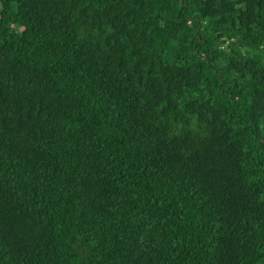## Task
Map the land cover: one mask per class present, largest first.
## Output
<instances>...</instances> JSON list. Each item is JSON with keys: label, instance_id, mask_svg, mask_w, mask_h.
Returning a JSON list of instances; mask_svg holds the SVG:
<instances>
[{"label": "trees", "instance_id": "16d2710c", "mask_svg": "<svg viewBox=\"0 0 264 264\" xmlns=\"http://www.w3.org/2000/svg\"><path fill=\"white\" fill-rule=\"evenodd\" d=\"M0 264H264V0H0Z\"/></svg>", "mask_w": 264, "mask_h": 264}, {"label": "bare ground", "instance_id": "6f19581e", "mask_svg": "<svg viewBox=\"0 0 264 264\" xmlns=\"http://www.w3.org/2000/svg\"><path fill=\"white\" fill-rule=\"evenodd\" d=\"M70 6V5H69ZM230 13V12H229ZM26 26V25H25ZM141 27V26H140ZM131 28V27H130ZM152 28V27H151ZM47 32V31H46ZM134 32V31H133ZM149 32V31H148ZM149 34V33H148ZM16 35V34H15ZM70 35V34H69ZM41 36V35H40ZM257 36V35H256ZM255 36V37H256ZM39 37V36H38ZM114 37V36H113ZM119 39V38H118ZM18 42V41H17ZM150 49V48H149ZM132 50V49H131ZM82 51V50H81ZM158 51H159V49H158ZM155 52V51H154ZM149 56V55H148ZM104 62V61H103ZM60 64V63H59ZM125 73V72H124ZM115 74V73H114ZM134 75V74H133ZM204 75V74H203ZM126 77V76H125ZM140 77V76H139ZM202 77V76H201ZM145 78V77H144ZM198 78V77H197ZM129 82V81H128ZM204 84H206V83H204ZM126 85V84H125ZM142 87V86H141ZM120 89V88H119ZM144 92V91H143ZM215 97V96H214ZM228 100V99H227ZM205 103V102H204ZM209 104V103H208ZM216 104V103H215ZM205 105V104H204ZM223 108V107H222ZM185 111V110H184ZM183 112V111H182ZM59 114V113H58ZM186 114V113H185ZM242 115V114H241ZM169 123V122H168ZM253 126H254V124H253ZM177 127V126H176ZM154 140V139H153ZM182 143V142H181ZM240 152V151H239ZM185 157V156H184ZM191 165V164H190ZM156 169V168H155ZM211 169V168H210ZM207 172V171H206ZM190 178V177H189ZM128 195V194H127ZM169 201V200H168ZM167 209V208H166ZM244 222V221H243ZM221 236V235H220ZM250 240V239H249Z\"/></svg>", "mask_w": 264, "mask_h": 264}]
</instances>
